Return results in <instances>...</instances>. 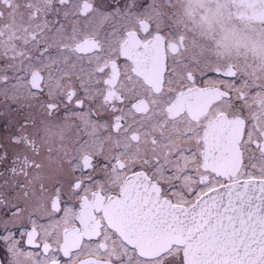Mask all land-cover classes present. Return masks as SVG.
<instances>
[{"label": "snow or ice", "instance_id": "1", "mask_svg": "<svg viewBox=\"0 0 264 264\" xmlns=\"http://www.w3.org/2000/svg\"><path fill=\"white\" fill-rule=\"evenodd\" d=\"M0 264H264V0H0Z\"/></svg>", "mask_w": 264, "mask_h": 264}]
</instances>
